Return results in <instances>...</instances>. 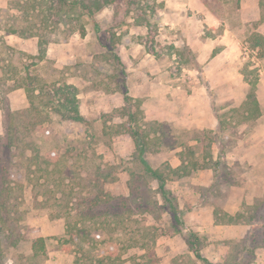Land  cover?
<instances>
[{
  "label": "rangeland",
  "instance_id": "obj_1",
  "mask_svg": "<svg viewBox=\"0 0 264 264\" xmlns=\"http://www.w3.org/2000/svg\"><path fill=\"white\" fill-rule=\"evenodd\" d=\"M212 1L223 19L215 32L229 25L245 46L234 69L238 67L250 79H255L258 67L264 70V54L260 49H252L249 40L254 32L264 28V21H260L264 16V3L260 4V18L245 20L240 10L243 0ZM18 2L24 5L23 9ZM32 2L0 0L3 123L0 154L7 141L5 127L13 126L11 145L4 151L11 172L7 173L6 155H0V191L4 190L8 199L6 206L11 214L8 226L14 231V237H19L16 244L9 241L8 264H98L104 258L105 264H111L114 256L115 264H203L185 242L184 234L192 231L201 234L202 252L216 264H260V247L264 244V196H258L256 203L238 216L239 221L246 220L252 225L249 233L239 240L216 239V233L193 227L186 212L193 207L191 201L196 198L189 192L177 194L175 191L181 211L178 226L168 210L155 205L156 199L162 202L157 194L158 183L146 171L135 141L129 135L132 126L124 108V90L118 80L120 68L110 53L114 48L113 18L117 4L97 13L100 24L97 31L86 16L67 15L63 21L58 12L50 14L46 4H38L34 11ZM134 2L118 0L122 10L129 5L133 10L117 28L122 41L116 43L131 88L137 85L141 61L147 74H152L154 56L162 69L159 72L179 77L178 81L190 90L192 78L207 85L206 78L212 68L201 64L187 36L176 34L163 23L160 13L163 3L160 0ZM249 11L248 6L246 15L252 17ZM137 15H140L137 23L144 24L135 23ZM199 24L190 22L189 26L197 28ZM10 26L25 30L26 34L33 29L32 33L40 35H10ZM32 26H36L35 29ZM39 37L46 49L43 57L38 55ZM24 39L26 46H23ZM208 93L210 106L221 111L223 105L228 113L232 100L226 99V95L220 98L215 87H210ZM66 98L74 100L84 116L82 122L63 115V112L74 115L70 110L73 104L66 102ZM130 109L135 112L136 107ZM228 115L230 119L227 115L223 119L227 131L223 144L233 149L236 138L241 135L237 123L244 118L234 111ZM146 121L152 123L150 119ZM146 121L135 125L147 143L145 158L165 174L177 146L193 137L203 141L218 139L217 134L195 129L182 131L167 122L155 123L154 128L149 129ZM157 129L160 133L154 132ZM195 149V154L198 152L201 156L208 152L200 145ZM192 150L187 148L189 154ZM241 168L236 163L235 171L240 172ZM220 172L227 182L225 164L220 166ZM167 185L172 192L173 187L177 188V182L171 179ZM108 192L115 197L109 204L91 206L85 201L103 197ZM115 212L121 216L114 217ZM224 214L219 210L214 212L216 220L230 222V217ZM117 220L122 221L117 223ZM40 237L45 238V248L35 254L32 245ZM244 246L247 249L244 250ZM119 255L120 260L116 258Z\"/></svg>",
  "mask_w": 264,
  "mask_h": 264
},
{
  "label": "crops",
  "instance_id": "obj_2",
  "mask_svg": "<svg viewBox=\"0 0 264 264\" xmlns=\"http://www.w3.org/2000/svg\"><path fill=\"white\" fill-rule=\"evenodd\" d=\"M160 1L164 6L160 10L163 23L176 34L187 36L191 40V49L198 53L201 64L212 68L206 78L208 83L206 85L192 78L190 90L178 81L179 77L166 76L164 72H159L162 69L156 64L154 56L150 68L152 74H147L144 62L141 61L138 65L136 87L131 88L129 81L127 85H130L133 97L143 99V109L150 121L167 122L182 131L195 129L218 135V139L213 141L193 137L172 152L169 165L178 168L184 163L189 165L190 171L188 175L172 179L177 182V188L173 187V192H189L195 196L196 199L191 201L193 207L190 206L186 212L193 227L216 233V239L239 240L249 233L252 225L246 220L239 221L236 216L245 212V208L252 207L258 196H264V70L258 67L259 79L255 93L259 112L251 118L243 117L244 120L237 123L241 135L236 138L235 147L228 149L223 144L227 131L221 121L226 115L230 119L228 114L244 105L249 93L246 75L238 67L234 69L244 52L242 39L229 25L215 32L214 29L222 25L223 19L218 16L212 0ZM259 1H242L240 10L245 20L260 18ZM248 6L251 10L248 13L252 17L246 15ZM197 21L200 23L199 27L190 28L189 23ZM259 31L264 35V28ZM25 40L23 46L27 45ZM175 44L178 47V42ZM210 87H215L220 98L226 95V99L232 100L228 113L223 110V105L221 111L210 106ZM2 128L0 111V132ZM199 145L202 149H208V152L202 156L198 152L195 154V148ZM189 147L194 149L191 154L187 151ZM236 163L242 166L240 172L235 171ZM222 164H225L226 174L229 175L227 182L221 178ZM216 210L223 211L227 217H233L232 221L216 220ZM260 248V264H264V244Z\"/></svg>",
  "mask_w": 264,
  "mask_h": 264
},
{
  "label": "trees",
  "instance_id": "obj_3",
  "mask_svg": "<svg viewBox=\"0 0 264 264\" xmlns=\"http://www.w3.org/2000/svg\"><path fill=\"white\" fill-rule=\"evenodd\" d=\"M30 2V0H29ZM137 2H140V0H135V4ZM33 4H31V8L35 11V9L37 8L38 4H46L47 5V10L48 12H58V15L60 17V19H62L63 21H66V17L68 15V17H70V15L75 16L74 18H79V17H83L86 16L92 23V25L94 26V28L99 31L100 30V24L99 21L97 19V13L100 12L103 8L110 6V5H116L117 4V8L116 11L114 12V32L112 33V45H113V50H110V53H112L113 58L116 60V62L119 65L120 68V74L118 73V80L120 81L121 86L123 87L124 90V101H125V109L128 111L127 113V117L129 119V124H131L132 128H130V137H132V139H134L135 141V145H136V150L138 151V155H139V159L142 162V164L144 165L146 171L151 175L152 179L156 180L158 183V188H157V194L160 196L162 202H159L158 199L155 200V205L158 208H163L168 210V212H170L173 215V220L175 221V225L178 226L181 224V211L179 209V205H178V201H177V197L175 196V194L172 192V190L168 187L167 185V181L169 179H173L174 177H182L184 175H188L190 173V171L188 170V166L189 165H185L184 163L179 166L178 168H172L170 165H168V174L163 173L162 171H159L157 169H155L154 167H152L150 165V163L146 160L145 158V152L147 150V143L145 142V140L141 137L140 135V131L139 129L136 130L135 125L137 124V122H139V125H141L144 121H146L145 118V111L143 109V99L141 98H135L132 95H130L129 93V87L127 85V72L125 70V67L123 66V60L120 54H118V47L116 45L117 42L122 41V37L121 35H117V31L119 27H121L123 21H124V17L125 15H128L133 9L130 7V5L125 8V10H122V8L120 7V4H118V0H33L32 2ZM264 3V0H260V4ZM134 4V5H135ZM19 7H21L22 9L24 8V5L21 4L20 2H18ZM55 10V11H54ZM142 11V10H141ZM40 12V11H39ZM38 12V13H39ZM51 14V13H50ZM140 15H137L134 18V21H136V24H144V22H138L137 23V19L138 21H140L139 19ZM264 20V16L261 17L260 21ZM148 23V21H147ZM148 25V24H146ZM36 26H38L36 24ZM36 26H32L34 29ZM9 33H17L19 35H24L25 37L28 36H39L40 34H38L37 32H33V29H31L30 34H26L28 32H25V30H17L16 28L10 26L8 28ZM32 33V34H31ZM43 40L39 37V41H38V55L40 57H43L44 55H46V49L45 47H43ZM250 46L252 49H260L261 54H264V35L260 32H254L249 40ZM116 47V48H115ZM246 79L249 82L250 85V90L248 93V99L246 101V103H244V105H242L240 108L235 109V112L241 113L242 116L244 118H251L254 117L258 112H259V103L256 97V86L258 83V79H259V73H256V78L255 79H250L247 75H246ZM66 102H70L73 104L72 108L70 109L73 112V116H71L70 114H66L63 112L64 116H67L68 118H70L73 121H77V122H82L84 120V116L82 114H80L79 112V108L76 104H74V100L71 98H66ZM130 107H136L135 112L131 111ZM246 113V115H245ZM140 121H143L140 124ZM146 123L149 125V129H153L155 123H161L158 121H152V123L147 122ZM221 124H223V120L221 121ZM12 125L9 124L6 126V142L3 144L2 149L5 151L7 148L10 147L11 145V138H10V133L12 131ZM141 127V126H140ZM139 128V127H138ZM133 129V132H131ZM156 129V128H155ZM154 132L160 133V129L155 130ZM1 151V156L6 155V152ZM5 160L7 162L8 168H7V173H10V161L9 158L7 157V155L5 156ZM192 166H195L192 164ZM9 176V175H8ZM7 176V177H8ZM4 188V187H2ZM4 190L0 191V264H8V256H7V250H8V244L9 241L11 240V242L13 244H16L19 237H14V231H12V229L9 228L8 226V221L10 219V213L7 210V206L8 205V199L6 196H4L3 193ZM109 194L111 193V195L106 194L103 197L101 196H96L95 200H85L89 205L94 206V205H99V204H109L112 202L113 199H115L114 197V193L112 192H108ZM151 199L148 198V201H150ZM147 201V199H146ZM113 205V204H112ZM110 206V205H108ZM240 214H238L236 216V218H238ZM120 217L121 214H119V212H115L114 213V217ZM225 216V214H224ZM231 221L233 219V217H230ZM122 220H117V223H121ZM115 224V223H114ZM11 230V231H10ZM180 231V230H178ZM14 238L15 241H13L12 239ZM184 239L185 242L187 243L189 249L194 252L195 256L197 257L198 260H200L203 264H216L215 262L210 261L202 252L201 249V244L202 242V236L201 234H199L198 232L192 231L189 232L188 234H184ZM15 242V243H14ZM33 251L35 252V254L39 253L41 250H43L45 248V238L44 237H40L36 242L33 243ZM247 249V246H244V250ZM111 257V255H107L106 256ZM116 258L118 260L122 259L119 256H116ZM105 259V258H104ZM104 259H100L98 264L104 263ZM112 258V263L111 264H115L113 262Z\"/></svg>",
  "mask_w": 264,
  "mask_h": 264
}]
</instances>
